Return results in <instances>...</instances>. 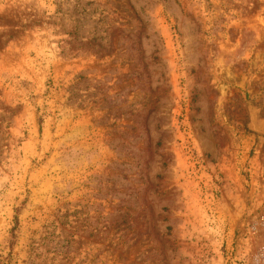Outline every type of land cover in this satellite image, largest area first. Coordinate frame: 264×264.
<instances>
[{
    "label": "rangeland",
    "instance_id": "rangeland-1",
    "mask_svg": "<svg viewBox=\"0 0 264 264\" xmlns=\"http://www.w3.org/2000/svg\"><path fill=\"white\" fill-rule=\"evenodd\" d=\"M264 0H0V264H253Z\"/></svg>",
    "mask_w": 264,
    "mask_h": 264
},
{
    "label": "built area",
    "instance_id": "built-area-1",
    "mask_svg": "<svg viewBox=\"0 0 264 264\" xmlns=\"http://www.w3.org/2000/svg\"><path fill=\"white\" fill-rule=\"evenodd\" d=\"M253 264H264V245L253 257Z\"/></svg>",
    "mask_w": 264,
    "mask_h": 264
}]
</instances>
